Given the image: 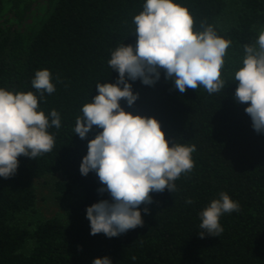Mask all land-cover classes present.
I'll list each match as a JSON object with an SVG mask.
<instances>
[{"label":"trees","instance_id":"obj_1","mask_svg":"<svg viewBox=\"0 0 264 264\" xmlns=\"http://www.w3.org/2000/svg\"><path fill=\"white\" fill-rule=\"evenodd\" d=\"M146 0H0V88L32 91L35 72H52L56 91L40 98L39 110L55 109L59 129L50 127L54 148L36 159L20 156L16 174L0 177V264H264V132L257 133L235 92L234 73L242 67L244 45L253 44L264 26V0H174L194 17V30L213 25L232 41L222 78L225 86L209 94L202 86L183 94L160 70L154 86L127 79L139 98L121 107L133 115L157 119L170 147L195 145V166L183 174L177 190L151 193L141 205L143 226L109 238L91 235L87 208L111 196L95 172L86 177L80 165L88 143L103 130L93 126L86 139L75 135L82 107L97 96L96 84H116L119 73L107 61L119 45L135 47L133 17ZM42 8L41 14H36ZM123 87V85H120ZM60 175L64 195L80 197L67 204L65 219L22 222L35 210L34 181ZM226 192L238 212L220 218L218 236L203 231L200 213ZM191 199L192 204L186 201ZM149 211L145 213L144 209Z\"/></svg>","mask_w":264,"mask_h":264},{"label":"clouds","instance_id":"obj_2","mask_svg":"<svg viewBox=\"0 0 264 264\" xmlns=\"http://www.w3.org/2000/svg\"><path fill=\"white\" fill-rule=\"evenodd\" d=\"M133 23L135 47L119 45L107 61L112 70L118 71L119 80L116 84L97 83L99 94L83 105L82 116L75 122V135L81 139L87 138L93 126L103 130L89 141L88 153L80 165L81 174L86 177L95 172L106 186L99 191L111 196V202L102 200L87 208L93 236L103 233L112 238L143 226L139 208L152 203L150 194L166 189L175 192V181L195 166L194 144L170 147L157 119L133 115L121 107V100L132 106L139 98L127 79H140L144 85L154 86L162 69L182 94L200 86L214 94L225 86L222 68L232 41L219 36L213 25L195 31L194 17L187 7L174 0H146ZM244 53L242 67L234 73V81L239 82L235 100L250 104L245 111L255 131L261 133L264 30L255 43L244 45ZM31 83L40 98L56 91L48 69L36 71ZM40 98L32 91L14 93L0 88V177L7 179L16 174L20 156L36 159L54 148L55 139L48 129L61 127L60 114L53 109L49 117L39 110ZM219 195L200 213L201 239L205 233L219 237L223 232L220 218L240 210L239 203L226 192ZM186 202L193 203L191 199ZM93 264L112 262L105 257L96 258Z\"/></svg>","mask_w":264,"mask_h":264},{"label":"rangeland","instance_id":"obj_3","mask_svg":"<svg viewBox=\"0 0 264 264\" xmlns=\"http://www.w3.org/2000/svg\"><path fill=\"white\" fill-rule=\"evenodd\" d=\"M42 8L36 12L41 14ZM264 30V26L260 31ZM64 179L57 174H47L42 178L34 181L36 189L37 202L35 210L32 213L20 216L22 222L37 223L49 218L65 219V208L68 203L80 197V191L74 188L69 195H64L58 184Z\"/></svg>","mask_w":264,"mask_h":264}]
</instances>
